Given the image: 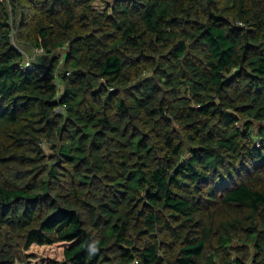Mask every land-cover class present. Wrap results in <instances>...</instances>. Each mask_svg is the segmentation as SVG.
Here are the masks:
<instances>
[{
  "label": "trees",
  "instance_id": "obj_1",
  "mask_svg": "<svg viewBox=\"0 0 264 264\" xmlns=\"http://www.w3.org/2000/svg\"><path fill=\"white\" fill-rule=\"evenodd\" d=\"M0 264H264V0H0Z\"/></svg>",
  "mask_w": 264,
  "mask_h": 264
},
{
  "label": "rangeland",
  "instance_id": "obj_2",
  "mask_svg": "<svg viewBox=\"0 0 264 264\" xmlns=\"http://www.w3.org/2000/svg\"><path fill=\"white\" fill-rule=\"evenodd\" d=\"M95 6L98 9H102L103 4L99 2V3H96ZM37 54L39 53L37 52ZM43 148L46 152H48V148H46L44 145H43ZM30 250L31 252L35 254L34 256H36L38 259H44V258H49V257L56 258V259L61 258V244L32 247Z\"/></svg>",
  "mask_w": 264,
  "mask_h": 264
},
{
  "label": "built area",
  "instance_id": "obj_3",
  "mask_svg": "<svg viewBox=\"0 0 264 264\" xmlns=\"http://www.w3.org/2000/svg\"><path fill=\"white\" fill-rule=\"evenodd\" d=\"M40 51H41V50H40ZM40 51H39V50H35L36 54H37V52H38V53H41ZM27 58H28V56L25 57L24 64H25L26 66H29V61L27 60Z\"/></svg>",
  "mask_w": 264,
  "mask_h": 264
}]
</instances>
